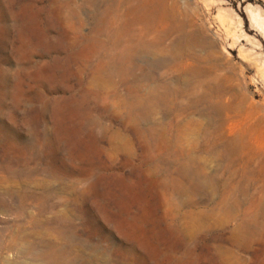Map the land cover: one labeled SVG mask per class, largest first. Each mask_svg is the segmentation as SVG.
<instances>
[{
    "label": "rangeland",
    "instance_id": "1",
    "mask_svg": "<svg viewBox=\"0 0 264 264\" xmlns=\"http://www.w3.org/2000/svg\"><path fill=\"white\" fill-rule=\"evenodd\" d=\"M115 14L0 0V264H264V0Z\"/></svg>",
    "mask_w": 264,
    "mask_h": 264
},
{
    "label": "bare ground",
    "instance_id": "2",
    "mask_svg": "<svg viewBox=\"0 0 264 264\" xmlns=\"http://www.w3.org/2000/svg\"><path fill=\"white\" fill-rule=\"evenodd\" d=\"M127 0H113V8L115 11L116 17L119 16L121 12L122 6L125 4ZM171 36L168 35L167 37H158L155 41H149L146 38H141L140 41L134 43L135 46H142L151 50L152 53L168 56L169 61H164L163 63L166 64L167 62H171L174 65H189L191 62L187 53L185 52V46L183 44V40L180 38L178 39H170ZM192 74V73H191ZM194 76V87H193V94L200 92V90H205L208 86V82L201 78L199 74H195ZM252 134V131H239L233 139L227 142H222L223 151L220 150V143L216 144L217 152L220 157H226L231 155L238 146L244 144L246 141V136ZM219 147V148H218ZM218 156V157H219ZM0 186H1V167H0ZM0 204H1V191H0Z\"/></svg>",
    "mask_w": 264,
    "mask_h": 264
}]
</instances>
